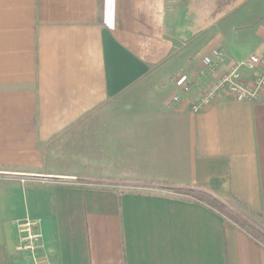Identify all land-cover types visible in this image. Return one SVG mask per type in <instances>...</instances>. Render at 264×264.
Wrapping results in <instances>:
<instances>
[{"label": "crops", "instance_id": "crops-1", "mask_svg": "<svg viewBox=\"0 0 264 264\" xmlns=\"http://www.w3.org/2000/svg\"><path fill=\"white\" fill-rule=\"evenodd\" d=\"M252 57L264 0H0V264H264L261 243L171 190L264 227V90L192 111L239 63L251 80Z\"/></svg>", "mask_w": 264, "mask_h": 264}, {"label": "built area", "instance_id": "built-area-1", "mask_svg": "<svg viewBox=\"0 0 264 264\" xmlns=\"http://www.w3.org/2000/svg\"><path fill=\"white\" fill-rule=\"evenodd\" d=\"M223 59V54L215 52V60L209 58L204 59V64L210 71H214L217 62ZM260 70L250 80H245L241 74L240 69L246 63H239L237 66L222 74L212 84H210L199 97V100L192 105V111L198 112L213 104L216 97L220 93L231 95L238 101L255 100L259 97L260 92L264 90V59L252 57L247 63L249 69H254L260 65ZM185 92L189 91L188 87L184 88ZM178 97H174V101H178ZM35 222L25 219L18 224L19 242L16 246V251L24 254L33 255L34 250L38 247V241L41 240V233L35 232ZM32 262L36 264L33 259Z\"/></svg>", "mask_w": 264, "mask_h": 264}, {"label": "trees", "instance_id": "trees-1", "mask_svg": "<svg viewBox=\"0 0 264 264\" xmlns=\"http://www.w3.org/2000/svg\"><path fill=\"white\" fill-rule=\"evenodd\" d=\"M120 184L123 185L126 184V182L122 181ZM171 190L182 198L199 203L223 216L264 246V228L255 224L237 209L225 203L218 197L206 191L189 187H171Z\"/></svg>", "mask_w": 264, "mask_h": 264}, {"label": "rangeland", "instance_id": "rangeland-1", "mask_svg": "<svg viewBox=\"0 0 264 264\" xmlns=\"http://www.w3.org/2000/svg\"><path fill=\"white\" fill-rule=\"evenodd\" d=\"M123 185H124V184H123ZM254 222H255V221H254ZM255 224H256V222H255ZM258 226H259V225H258ZM260 227H261V225H260ZM262 228H264V227H262ZM19 253H20V252H19ZM23 254H24V253H23ZM25 255H29V254L26 253Z\"/></svg>", "mask_w": 264, "mask_h": 264}]
</instances>
